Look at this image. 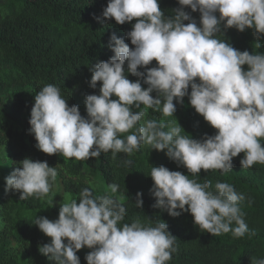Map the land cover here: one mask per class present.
Segmentation results:
<instances>
[{
    "label": "clouds",
    "instance_id": "clouds-1",
    "mask_svg": "<svg viewBox=\"0 0 264 264\" xmlns=\"http://www.w3.org/2000/svg\"><path fill=\"white\" fill-rule=\"evenodd\" d=\"M178 3L174 15L166 16L159 0H108L102 11L104 19L114 18L120 25L136 21L126 32L135 47L115 34L111 36L109 47L114 55L90 67V87L96 89L100 82V88L99 94L86 96L87 117L77 105L69 106L54 84H45L34 95L29 134L34 135L38 150L77 160L111 151L115 159L118 153L131 156L147 144L165 151L192 176L202 169L226 174L233 169V158L241 153L243 169L264 164V54L240 51L216 38L217 33L230 28L240 32L251 28L257 40L264 38V0ZM186 7L199 11V23ZM154 60L156 66L148 67ZM126 62L127 73L139 78L135 82L128 79ZM186 96L195 111L217 130L214 135L195 139L183 134L180 124L166 125L154 119L140 123L148 108L164 117L173 116L177 110L174 101L183 104ZM20 164L5 178V192L15 190L20 200L45 197L57 176L56 167L31 158ZM148 175L154 182L150 189L156 200L153 208L174 218L190 212L194 224L213 236L255 235L240 207L246 197L233 185L217 181L213 187L210 180L201 183L163 165L152 166ZM118 188V184L110 185L113 193ZM142 195L136 194L139 208H143ZM125 213L124 206L112 196L97 197L85 187L79 202L63 201L58 219L36 218L34 224L51 238L50 243L39 246V252L55 264H81L77 252L85 246L91 249L85 256L87 264L170 261L178 248L168 224L163 221L153 226L136 218L121 226ZM251 264H264V258L252 257Z\"/></svg>",
    "mask_w": 264,
    "mask_h": 264
},
{
    "label": "trees",
    "instance_id": "trees-1",
    "mask_svg": "<svg viewBox=\"0 0 264 264\" xmlns=\"http://www.w3.org/2000/svg\"><path fill=\"white\" fill-rule=\"evenodd\" d=\"M107 3L108 0H0V264H55L39 252V246L50 243L51 238L40 231L35 220L39 217L58 219L63 201L76 199L79 202V193L85 187L90 188L94 196L110 195L124 206L126 213L121 226L136 218L153 226L166 222L169 231L177 237L178 248L166 264H251L252 257L264 258V164L243 169L240 164L243 153L233 158V169L226 174L221 170L202 169L200 174L192 176L186 168L168 158L165 151L152 149L147 144H142L131 156L118 153L114 159L109 151L81 160L49 155L35 147L37 141L29 134L34 95L45 84H54L60 88L68 105H77L81 115L87 117L86 96L99 94L100 88V82L96 89L90 87V67L114 55L109 47L111 36L115 34L129 47H135L126 32L132 30L136 21L120 25L114 18L104 19L102 11ZM159 4L166 16L174 15L173 10L180 7L178 0H159ZM185 11L199 23V11L192 12L190 7ZM216 38L237 50L264 54V38L257 40L251 28L244 32L230 28L217 33ZM156 64L154 60L148 67ZM243 67L247 70L248 66ZM139 70L145 71L144 68ZM125 71L127 73V62ZM127 76L133 82L139 79L130 73ZM142 87L148 86L142 83ZM152 95L155 97L156 93ZM174 103L177 110L173 116L164 117L161 112L148 108L140 123L154 119L166 125L180 124L185 130L183 134L195 139L216 133L217 130L191 106L187 96L183 104ZM138 110L133 108V111ZM27 111L30 115L25 117ZM261 143L264 145V140ZM25 158L47 161L50 167H56L57 176L43 198L20 200V193L15 190L5 192V178L20 167ZM129 159L131 165L126 164ZM161 165L201 183L210 180L213 187L217 181L233 185L246 197L240 207L249 231H254L255 235L213 236L194 224L190 212L174 218L166 211L153 208L156 200L150 189L154 182L148 174L152 166ZM86 167L99 173V184L87 181ZM111 184H118L124 197L119 198L105 188ZM137 192L143 194V208L136 206ZM90 251L85 246L77 252L81 264H87L85 256Z\"/></svg>",
    "mask_w": 264,
    "mask_h": 264
},
{
    "label": "rangeland",
    "instance_id": "rangeland-1",
    "mask_svg": "<svg viewBox=\"0 0 264 264\" xmlns=\"http://www.w3.org/2000/svg\"><path fill=\"white\" fill-rule=\"evenodd\" d=\"M29 115H30V111H27V112L25 113V117H28ZM125 135H126V134H125ZM85 174H86V176H87V181H88L89 183H92V184H94V185L100 183L99 180H98V178H99V173H98L95 169H91V168H89V167H86V168H85ZM105 188H106L111 194H113V195H115V196H117V197H119V198L124 197V194H123L121 191H119V190H117L116 192L113 193V192L111 191V189H110V185H106Z\"/></svg>",
    "mask_w": 264,
    "mask_h": 264
}]
</instances>
